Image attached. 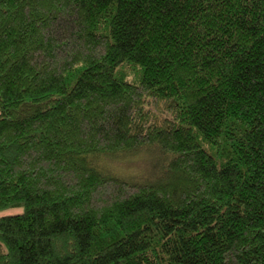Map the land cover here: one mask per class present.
Listing matches in <instances>:
<instances>
[{
  "label": "trees",
  "instance_id": "16d2710c",
  "mask_svg": "<svg viewBox=\"0 0 264 264\" xmlns=\"http://www.w3.org/2000/svg\"><path fill=\"white\" fill-rule=\"evenodd\" d=\"M0 264H264V0H0Z\"/></svg>",
  "mask_w": 264,
  "mask_h": 264
},
{
  "label": "rangeland",
  "instance_id": "374dc122",
  "mask_svg": "<svg viewBox=\"0 0 264 264\" xmlns=\"http://www.w3.org/2000/svg\"><path fill=\"white\" fill-rule=\"evenodd\" d=\"M144 158H148V156L140 155V156H122L117 160L113 161H104V168H106L110 172H125V174H130L131 176H136L138 170L140 169V162H143ZM112 159V158H111ZM103 163V162H102ZM120 172V173H121Z\"/></svg>",
  "mask_w": 264,
  "mask_h": 264
}]
</instances>
